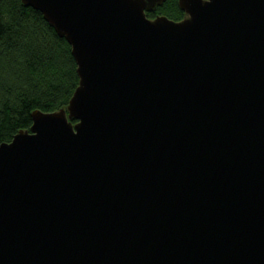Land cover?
<instances>
[{"label":"water","instance_id":"95a60500","mask_svg":"<svg viewBox=\"0 0 264 264\" xmlns=\"http://www.w3.org/2000/svg\"><path fill=\"white\" fill-rule=\"evenodd\" d=\"M20 1L79 85L0 144V264H264V0Z\"/></svg>","mask_w":264,"mask_h":264},{"label":"trees","instance_id":"16d2710c","mask_svg":"<svg viewBox=\"0 0 264 264\" xmlns=\"http://www.w3.org/2000/svg\"><path fill=\"white\" fill-rule=\"evenodd\" d=\"M184 18L177 0L146 17ZM79 85L71 47L42 14L20 0H0V144L29 130L32 113L65 109ZM74 124L75 121H72Z\"/></svg>","mask_w":264,"mask_h":264}]
</instances>
